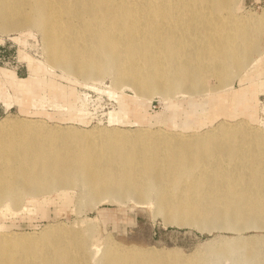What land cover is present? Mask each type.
<instances>
[{"label": "bare ground", "instance_id": "6f19581e", "mask_svg": "<svg viewBox=\"0 0 264 264\" xmlns=\"http://www.w3.org/2000/svg\"><path fill=\"white\" fill-rule=\"evenodd\" d=\"M240 1L0 0V34L37 30L44 60L22 54L30 64L26 79L17 77L14 68L0 69V99L7 107L17 103L21 112L33 108L32 114L50 118L44 110L48 102L55 110L67 111L64 89L40 78L46 67L91 88L109 76L111 86L103 91L116 98L121 109L130 107L129 100L117 94L124 87L134 92V107L145 110V102L156 95L166 103L178 94L208 97L206 77L225 90L234 78L243 81L257 72L260 79L264 54L254 52L264 16H236ZM13 39L24 41L21 36ZM263 78L255 80L256 92L264 93ZM5 86L13 88V94ZM254 93H222V98L202 101V114L209 103L207 116L227 111L242 117L203 132L143 127L147 119L128 109L124 113L137 125L133 131L111 126L119 119L114 111L107 117L111 128L81 129L28 118L0 124L1 214L21 211L24 197L74 188L80 189L78 210L104 201L142 205L156 199V210L167 213L177 208V197L168 187L185 182L183 191L205 200L195 203L196 212L188 211L192 220L204 217L227 230L255 233L235 237L214 250L210 261L198 264H264V121L260 127L249 124L256 121L250 105ZM88 99L76 95L67 107L69 114L59 118L83 122ZM163 119L157 123L168 126ZM203 204L206 214L199 207ZM60 225L0 234V264H156L148 250L110 242L89 246L78 240L80 233L62 232Z\"/></svg>", "mask_w": 264, "mask_h": 264}, {"label": "rangeland", "instance_id": "374dc122", "mask_svg": "<svg viewBox=\"0 0 264 264\" xmlns=\"http://www.w3.org/2000/svg\"><path fill=\"white\" fill-rule=\"evenodd\" d=\"M241 2L242 8L237 11L234 10V13L237 12L235 13L236 16L238 14L252 18L264 16V0H242L239 3ZM258 31V51L255 49V55H257L256 52L260 51L264 54V27H259ZM19 36H21L22 40L24 39L23 42L13 39ZM0 38L4 41L0 43V69L15 68L16 76L26 79L31 74L30 64L23 59L22 54L25 52L37 60L44 61L42 60L41 37L37 30H18L14 31V33L0 34ZM33 53L37 56H34ZM255 55H252V58L256 57ZM260 68L261 78H263V63L260 64ZM256 73H250V76L243 81L239 77L234 78L231 82V87L226 90L223 88L219 89L221 87H217L212 77H206L204 84L211 92L208 97L200 95L189 97L178 94L171 99L172 101L166 103L160 95H156L145 102L147 103L145 110L134 107V92L130 88L124 87L121 92L117 90V94L122 93L129 100L130 107L127 108L129 111L134 110L137 113V117L143 116L147 119L145 122L148 121V123L142 125L143 127L191 133V131H206L221 121L233 122L242 118L240 115L236 116V114L229 115L227 111L222 115L217 114L215 116L212 114L207 116V108H210L209 103L206 105V112L202 114L200 107L202 101L211 97L222 98L224 97L222 93L229 95L232 92L245 93L248 90L251 92L255 91L251 97L253 101H251L250 105L255 108L252 110H255L254 118L256 121L251 120L249 124L254 127H260V122L262 120L264 121V93L262 91L256 92V90L258 91V87L254 90V87L257 86L255 80L260 81L261 79H257ZM40 78H43L47 82L51 79L55 85L62 87L67 96V102L65 104H68V106L76 95H87L89 102L85 103L84 116L82 115L85 120L81 122L77 120V117L71 118L70 116L66 117V119L59 118L61 113L63 115L69 114L68 106L65 107L67 111L65 109L55 110L50 107L52 103L48 102L44 110L52 116L50 118L42 114H32L34 111L33 108H30V113L21 112L17 103H13L7 107L0 99V124L7 125V121L9 120L28 118L41 119L49 125H72L81 129H90L93 127L111 128L109 127L111 123H108L107 117L109 112L114 111L119 119L116 122L117 124L113 123L111 126L120 130L129 129L132 131L137 128V125L131 123L127 118V114L124 113L127 109L119 108L117 99L103 91L111 86V78L109 76L104 77L103 81L97 84L98 86L96 85V88L87 86L81 80H75L64 74L62 75L60 69H53L52 71L46 67L43 69V74ZM3 79L2 74H0L1 90L4 88L1 87V83L4 82ZM262 80L264 81V78ZM7 91L13 94V88L8 87ZM47 92L49 93L50 90L47 89ZM254 101H256L257 106H255ZM77 103L80 104V101ZM222 103L220 102L219 105ZM222 109L226 108L222 107ZM120 112L123 114L121 115ZM86 113L87 115H85ZM160 118H164L163 120L166 119L172 127H169L170 124L165 126L157 123V119ZM185 123L188 126L182 128L183 125L185 126ZM185 129L188 131H185ZM228 165L230 166L231 163H228ZM184 186H186V183L181 182L177 186L178 188L168 187L172 192L171 194L177 197L175 198L177 208L170 209L167 213H160L156 210L158 203L156 199L153 201H144L145 204L142 205H136L133 200L126 201L123 204H113L104 201L96 207L86 204L84 205V209L81 208V210H78L79 188L70 189L65 192L55 191L51 194L37 196L36 198L24 197L21 211L18 210L19 208L17 211L12 209L13 211L11 210L6 215H2L0 211V234L40 232L49 224H61V227L58 229H61L62 232L80 233L81 236L78 240L81 242L88 241L89 246L97 244L102 247L104 243L110 242L124 248L134 246L148 250V256L152 257L156 264H198L202 259L210 261L214 256L212 252L220 248L224 243L232 242L239 235L250 236L255 234L251 230L242 232L231 229L227 230L204 217L199 221L192 220L188 215V211L195 210L196 212L195 203L205 200L199 199V195H193L188 191H183L181 187ZM182 206L183 208H181ZM199 207L203 214L207 213L205 209L207 204ZM216 218L214 215V220ZM10 254L14 255L12 252ZM220 264H229V262L223 261Z\"/></svg>", "mask_w": 264, "mask_h": 264}, {"label": "built area", "instance_id": "2783aa9c", "mask_svg": "<svg viewBox=\"0 0 264 264\" xmlns=\"http://www.w3.org/2000/svg\"><path fill=\"white\" fill-rule=\"evenodd\" d=\"M36 53V52H35ZM35 53H33L34 56H37Z\"/></svg>", "mask_w": 264, "mask_h": 264}, {"label": "crops", "instance_id": "0c3cea01", "mask_svg": "<svg viewBox=\"0 0 264 264\" xmlns=\"http://www.w3.org/2000/svg\"><path fill=\"white\" fill-rule=\"evenodd\" d=\"M14 70H15V68H14ZM15 75H16V73H15ZM18 77V76H17ZM5 106V105H4ZM6 107V106H5Z\"/></svg>", "mask_w": 264, "mask_h": 264}]
</instances>
